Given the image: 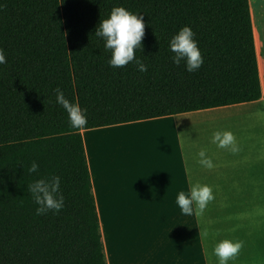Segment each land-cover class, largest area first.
Returning <instances> with one entry per match:
<instances>
[{"label": "trees", "instance_id": "trees-1", "mask_svg": "<svg viewBox=\"0 0 264 264\" xmlns=\"http://www.w3.org/2000/svg\"><path fill=\"white\" fill-rule=\"evenodd\" d=\"M115 6L144 16L142 49L113 68L94 32ZM248 0H0V264H106L81 129L255 101ZM184 25L203 56L188 72L168 43ZM59 87L85 110L73 129ZM39 165L28 172L31 163ZM61 177L64 206L36 215L27 185Z\"/></svg>", "mask_w": 264, "mask_h": 264}, {"label": "crops", "instance_id": "crops-1", "mask_svg": "<svg viewBox=\"0 0 264 264\" xmlns=\"http://www.w3.org/2000/svg\"><path fill=\"white\" fill-rule=\"evenodd\" d=\"M250 15L259 99L81 129L106 264H209L210 210L264 197L249 190L264 188V44ZM216 131L231 132L233 144L218 146ZM193 184L212 191L199 216L176 204Z\"/></svg>", "mask_w": 264, "mask_h": 264}, {"label": "clouds", "instance_id": "clouds-1", "mask_svg": "<svg viewBox=\"0 0 264 264\" xmlns=\"http://www.w3.org/2000/svg\"><path fill=\"white\" fill-rule=\"evenodd\" d=\"M95 2V0H93ZM145 21L141 13L131 12L124 6H115L109 15L99 20L94 34L104 41V48L110 52L108 64L113 68L124 67L130 62L137 65L139 71H146V65L136 56V50L142 49ZM192 28L184 25L178 29L169 39V51L173 53L171 59L174 64L184 63L188 72L196 71L203 64V56L194 38ZM6 63L3 49H0V64ZM56 103L68 114L69 125L73 129L84 127L87 123L85 110L75 100L70 101L64 95L62 89L55 90ZM213 142L220 147L233 144V136L229 131H216L213 134ZM235 151V148L232 149ZM200 163L211 167V161L204 159L205 152L201 150ZM39 165L33 161L28 172L35 173ZM61 177L51 175L50 177H39L27 185L33 201L37 205L36 215H42L49 210L59 212L64 206V196L60 191ZM212 199V191L208 185L193 184L190 191H181L176 197V204L184 215H201L206 203ZM195 204V208L193 207ZM207 235V233H205ZM241 248V242L231 239H222L216 242L212 251L218 258V264H228Z\"/></svg>", "mask_w": 264, "mask_h": 264}, {"label": "rangeland", "instance_id": "rangeland-1", "mask_svg": "<svg viewBox=\"0 0 264 264\" xmlns=\"http://www.w3.org/2000/svg\"><path fill=\"white\" fill-rule=\"evenodd\" d=\"M253 12L264 44V0H250V13ZM256 38L259 40L258 35ZM249 190L260 192L264 188L250 185ZM222 239L241 242V248L228 264H264V197L225 200L219 210L211 209L208 214L209 264H218L212 249Z\"/></svg>", "mask_w": 264, "mask_h": 264}, {"label": "bare ground", "instance_id": "bare-ground-1", "mask_svg": "<svg viewBox=\"0 0 264 264\" xmlns=\"http://www.w3.org/2000/svg\"><path fill=\"white\" fill-rule=\"evenodd\" d=\"M249 3H250V1H249Z\"/></svg>", "mask_w": 264, "mask_h": 264}]
</instances>
